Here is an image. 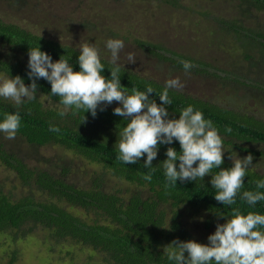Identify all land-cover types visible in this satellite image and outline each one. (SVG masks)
Returning <instances> with one entry per match:
<instances>
[{
    "label": "trees",
    "instance_id": "obj_1",
    "mask_svg": "<svg viewBox=\"0 0 264 264\" xmlns=\"http://www.w3.org/2000/svg\"><path fill=\"white\" fill-rule=\"evenodd\" d=\"M246 1L264 8V0ZM225 27L236 34L240 42L247 37L255 40L251 33L240 30L241 25L236 26L231 22L226 23ZM253 34L264 37L259 32ZM135 42L160 61L167 62L169 69L171 66L183 68L180 61L187 60L197 64L191 70L206 71V63L203 61L177 55L170 49L163 53L159 50L164 48L157 43L140 39H135ZM39 45L42 51L50 54L54 62L60 58L65 59L74 70H79V48L49 39L14 21L0 18V72L8 78L19 75L26 86L31 84L28 76L29 49ZM259 50L263 55L260 57L264 58V48ZM173 54H176V58ZM244 55L248 56V53L245 52ZM101 62L105 66L102 75L110 79L111 60L101 57ZM120 65V81L129 94L133 88L146 91L147 85L151 84L155 92L149 94L150 98L155 99L157 104L161 103L158 95L164 90L165 82ZM228 73H224L222 78H230L236 84L253 87V84L259 83L257 79H253L252 83H244L236 76L233 77L236 73ZM36 83L37 98L26 101L19 108L11 100L0 97V120H3L6 113L18 111L21 126L17 135L27 144L32 147L45 144L61 146L88 163L97 165L98 169L87 171L88 179L77 184L68 177L69 163L66 159L43 166L29 164L25 159L29 155L25 157L14 153L0 140V164L13 171L20 187L19 195L13 196L12 189L4 190L0 184V231L24 234L33 226L39 225L46 229L50 240L67 239L86 244L93 252H98L106 264H173L163 251L171 241L194 239L208 243V237L212 234L211 231L204 235L192 234L184 223V215L205 211L207 214L203 225L204 228H210L215 219L230 218L235 207H239L244 214L249 211L264 214V201L249 206L240 198L243 191L264 192V189L256 188V181L264 179V161L259 170L257 168L260 163L256 158L264 160V151L254 147L264 143V121L261 118L237 113L230 107L181 90H169L171 105L166 106L168 118L178 119L181 110L191 105L194 110L201 111L205 119L212 121L226 146L222 168L232 167L233 161L229 157L234 149L244 153L237 154L240 158L252 154L255 167L249 168L236 204L229 206L216 201L214 195L217 190L211 185L210 175L203 180H178L174 186H165L169 182L165 176L163 160L167 158L168 147L180 151L177 140L174 139L170 145L159 146L151 168L144 166L146 154L136 164H126L117 158L119 133L127 121L114 114V108L119 106L116 102L106 105L103 111L98 108L95 117L90 111H81L76 115L69 111L66 116L61 117L59 112L63 106L59 97L51 95L50 82L41 78ZM262 90L264 91V83ZM83 115L87 117L86 123H80ZM53 126L60 131H49ZM228 128L231 132L226 131ZM25 153L30 152L27 150ZM176 165L179 166L178 160ZM219 171L220 169H213L211 174L215 175ZM149 172L152 175L150 182L143 179V175ZM106 174L133 183L135 187L130 188L127 194L119 188L107 190L104 187Z\"/></svg>",
    "mask_w": 264,
    "mask_h": 264
},
{
    "label": "rangeland",
    "instance_id": "obj_2",
    "mask_svg": "<svg viewBox=\"0 0 264 264\" xmlns=\"http://www.w3.org/2000/svg\"><path fill=\"white\" fill-rule=\"evenodd\" d=\"M0 18L77 48L86 43L94 44L101 57L109 60L111 53L106 47L107 40L120 39L125 47L118 63L125 67L161 82L179 78L184 85L181 91L264 121V58L259 52L264 48V37L253 34L264 35V8L246 0H0ZM231 22L241 25L240 30L251 33L255 40L247 37L240 42L236 34L226 30V23ZM135 39L157 43L164 48L159 50L163 53L170 49L177 55L203 61L206 71L185 72L183 68L173 66L169 69L167 62L148 53ZM129 53L136 57L134 63L127 61ZM176 54L172 56L176 58ZM227 71L236 73L233 77L244 83L257 79L258 86L236 84L230 78H222ZM0 77L7 76L0 72ZM0 140L14 153L29 155L25 158L29 164L43 166L66 159L68 177L77 184L88 179L87 171L98 169L97 165L61 146L32 147L18 135L9 140L3 133H0ZM254 147L264 151V143ZM27 150L29 154L25 153ZM239 153L234 149L231 155ZM256 160L260 170L264 160L260 157ZM0 184L4 190L12 189L13 196L19 195L20 187L13 171L1 164ZM104 187L107 190L119 188L127 194L135 185L106 174ZM206 214L199 211L183 216L192 234L214 233L218 223L226 222L215 219L213 226L204 228ZM13 233L0 231V264H106L100 254L86 244L67 239L50 240L46 229L39 225L24 234Z\"/></svg>",
    "mask_w": 264,
    "mask_h": 264
},
{
    "label": "clouds",
    "instance_id": "obj_3",
    "mask_svg": "<svg viewBox=\"0 0 264 264\" xmlns=\"http://www.w3.org/2000/svg\"><path fill=\"white\" fill-rule=\"evenodd\" d=\"M106 47L111 53L110 79L104 73L105 66L101 62L100 50L94 44H84L78 56L79 70L65 59L53 61L50 54L39 47L29 49L28 76L31 84L26 86L23 79L15 77H0V97L11 100L17 108L26 101L37 98L38 79H45L51 84V95L60 98L63 106L59 112L61 117L69 111L73 115L79 112H91L95 117L97 109L101 111L106 105L117 102L114 114L123 117L127 123L120 131L118 144L119 160L126 164H136L146 154L144 166L151 168L157 157L161 144H172L177 140L180 151L168 147L163 168L167 181L166 187L174 186L177 181L203 180L211 176V185L215 188V199L223 205H235L237 195L244 186L245 177L252 163L253 156L249 153L240 158L230 154L233 165L222 168L224 160V144L218 130L211 120L204 118L199 110L189 105L179 113V118H168L167 105H171L169 90H181L183 83L179 78H169L164 90L158 95L161 103L157 104L149 94L155 90L151 84L146 91L135 88L129 94L120 81L121 65L118 63L124 42L120 39H108ZM136 57L129 53L127 61L134 63ZM180 63L185 72L193 67L190 61ZM124 67V65H123ZM83 115L80 123H86ZM21 126L19 112L6 113L0 120V133L6 139H15ZM49 131L59 132L58 127H50ZM231 132V129H226ZM179 161L177 167L176 161ZM213 169H220L212 175ZM146 181L152 180V175H143ZM257 189H264V179L256 181ZM241 200L249 206L264 201V192L243 191ZM224 216V215H222ZM208 243L197 242L194 239L181 241L174 239L164 247L167 259L173 264H264V214L249 211L242 213L239 207L232 209L231 217H226L225 223H218L214 233L208 237Z\"/></svg>",
    "mask_w": 264,
    "mask_h": 264
}]
</instances>
